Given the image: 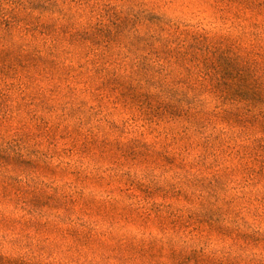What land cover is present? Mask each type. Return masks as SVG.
<instances>
[{
  "label": "rangeland",
  "instance_id": "obj_1",
  "mask_svg": "<svg viewBox=\"0 0 264 264\" xmlns=\"http://www.w3.org/2000/svg\"><path fill=\"white\" fill-rule=\"evenodd\" d=\"M0 264H264V0H0Z\"/></svg>",
  "mask_w": 264,
  "mask_h": 264
}]
</instances>
